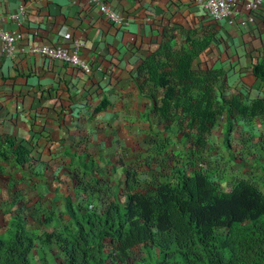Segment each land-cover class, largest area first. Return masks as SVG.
<instances>
[{
    "label": "crops",
    "instance_id": "obj_1",
    "mask_svg": "<svg viewBox=\"0 0 264 264\" xmlns=\"http://www.w3.org/2000/svg\"><path fill=\"white\" fill-rule=\"evenodd\" d=\"M100 1L117 12L119 22L108 21L90 0H0V30L13 37L14 47L6 55L0 42V138L13 137L36 161L32 168L0 161V235L14 214L25 217L27 230L38 228L33 218L41 216L39 210L67 219L63 197L80 200L69 169L77 155L93 157L106 189L123 186L129 169L142 183L158 174L160 165L191 173V161L221 187L230 174L238 176L234 182L248 180L239 175L241 169L264 174V116L234 115L225 134L223 112L198 151L177 128L165 131L149 97L153 87H141L139 77L165 37L177 49L192 39L206 43L193 69L217 74L226 99L239 97L246 105L264 99V82L252 74L256 64L264 65V1L257 11L245 12L250 0H235L232 17L218 23L197 0ZM74 42L82 46L86 70L30 52ZM246 151L249 159L238 161V153ZM20 200L25 205L19 206Z\"/></svg>",
    "mask_w": 264,
    "mask_h": 264
},
{
    "label": "trees",
    "instance_id": "obj_2",
    "mask_svg": "<svg viewBox=\"0 0 264 264\" xmlns=\"http://www.w3.org/2000/svg\"><path fill=\"white\" fill-rule=\"evenodd\" d=\"M205 47L187 39L177 49L165 37L139 70L141 87H153L149 97L165 131L177 128L198 151L207 146L223 112L225 134L234 115L264 116V99L249 105L239 97L226 99L217 74L193 69ZM252 74L264 82V65L256 64ZM0 161L17 168L36 163L7 135L0 138ZM73 163L69 169L80 200L63 197L67 219L39 210L40 217L29 214L38 228L27 230L25 217L12 215L0 235V264H50L48 255L55 250L58 264H129L133 256L139 264H264V193L248 180H236L226 191L191 161V173L160 165L162 170L142 183L129 169L123 186L106 189L91 155H77Z\"/></svg>",
    "mask_w": 264,
    "mask_h": 264
},
{
    "label": "built area",
    "instance_id": "obj_3",
    "mask_svg": "<svg viewBox=\"0 0 264 264\" xmlns=\"http://www.w3.org/2000/svg\"><path fill=\"white\" fill-rule=\"evenodd\" d=\"M99 6V10L105 18L111 23L119 22L117 12L102 3L100 0H90ZM264 0H250L244 5L245 12L257 11ZM235 0H197L202 7L206 17L212 22H221L232 17L233 4ZM0 42L2 44L1 51L6 55H11L13 47V37L6 31L0 30ZM81 44L74 42L70 46H39L31 47L30 52L37 54L41 58L62 62L77 70H86L85 62L80 56Z\"/></svg>",
    "mask_w": 264,
    "mask_h": 264
},
{
    "label": "rangeland",
    "instance_id": "obj_4",
    "mask_svg": "<svg viewBox=\"0 0 264 264\" xmlns=\"http://www.w3.org/2000/svg\"><path fill=\"white\" fill-rule=\"evenodd\" d=\"M222 149L224 150H227L226 149V146L222 145ZM263 158H264V150L262 152V155H261ZM240 157V158H239ZM248 158L249 159V153L246 151L244 152L243 154H239L238 153V161H241L242 163H244V161H242L243 159H246ZM229 160L226 159V162H228ZM241 167H239V170H240ZM244 169V167H242ZM245 171H242V169L240 171H238L239 175L240 176H244L245 179H248L249 182H251L253 185H255L256 187L260 188L263 193H264V174L260 173L259 170H255L254 173L251 172L252 169H249V168H245L244 169ZM244 172V173H242ZM155 174V173H154ZM154 176V175H153ZM235 178H238V176H233L232 174H230L229 176L227 175L226 177V183H224L222 185V188L224 190H228L229 188L227 187V184L231 185L232 182H234ZM143 192V191H142ZM88 203H85V205H87ZM139 251H137L138 253ZM60 255H57V254H53L50 256V262H52L51 264H58V259H60ZM32 259L33 261L36 263L38 261V255L36 254V252H33L32 254ZM139 259L138 257H132L131 258V264H135V262H137Z\"/></svg>",
    "mask_w": 264,
    "mask_h": 264
}]
</instances>
